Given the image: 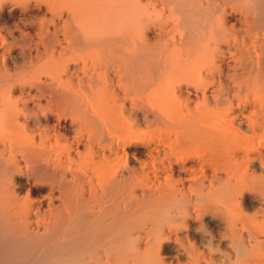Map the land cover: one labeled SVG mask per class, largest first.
Returning a JSON list of instances; mask_svg holds the SVG:
<instances>
[{
  "label": "bare ground",
  "instance_id": "bare-ground-1",
  "mask_svg": "<svg viewBox=\"0 0 264 264\" xmlns=\"http://www.w3.org/2000/svg\"><path fill=\"white\" fill-rule=\"evenodd\" d=\"M0 264H264V0H0Z\"/></svg>",
  "mask_w": 264,
  "mask_h": 264
}]
</instances>
